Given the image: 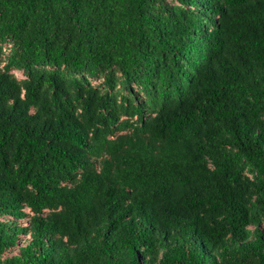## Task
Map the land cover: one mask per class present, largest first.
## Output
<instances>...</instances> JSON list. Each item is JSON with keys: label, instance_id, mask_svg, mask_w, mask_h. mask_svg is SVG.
I'll return each mask as SVG.
<instances>
[{"label": "trees", "instance_id": "16d2710c", "mask_svg": "<svg viewBox=\"0 0 264 264\" xmlns=\"http://www.w3.org/2000/svg\"><path fill=\"white\" fill-rule=\"evenodd\" d=\"M263 226L264 0H0V264H264Z\"/></svg>", "mask_w": 264, "mask_h": 264}, {"label": "rangeland", "instance_id": "374dc122", "mask_svg": "<svg viewBox=\"0 0 264 264\" xmlns=\"http://www.w3.org/2000/svg\"><path fill=\"white\" fill-rule=\"evenodd\" d=\"M18 78H22V75H21V73L20 72H18V71H14L13 72ZM22 222V221H21ZM264 227V226H263ZM21 240H24L23 238H21ZM16 252V250H14V253Z\"/></svg>", "mask_w": 264, "mask_h": 264}]
</instances>
